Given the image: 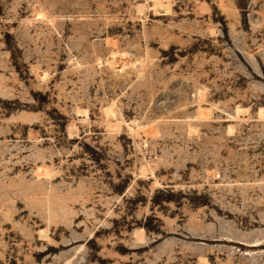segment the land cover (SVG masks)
<instances>
[{
	"label": "rangeland",
	"instance_id": "1",
	"mask_svg": "<svg viewBox=\"0 0 264 264\" xmlns=\"http://www.w3.org/2000/svg\"><path fill=\"white\" fill-rule=\"evenodd\" d=\"M0 264H264V0H0Z\"/></svg>",
	"mask_w": 264,
	"mask_h": 264
},
{
	"label": "bare ground",
	"instance_id": "2",
	"mask_svg": "<svg viewBox=\"0 0 264 264\" xmlns=\"http://www.w3.org/2000/svg\"><path fill=\"white\" fill-rule=\"evenodd\" d=\"M188 126H190V125H188ZM188 132L191 133V132H193V130H191V128L189 127Z\"/></svg>",
	"mask_w": 264,
	"mask_h": 264
}]
</instances>
